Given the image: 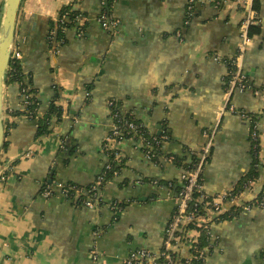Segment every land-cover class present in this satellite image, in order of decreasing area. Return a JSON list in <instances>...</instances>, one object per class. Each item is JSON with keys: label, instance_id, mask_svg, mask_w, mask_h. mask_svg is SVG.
<instances>
[{"label": "crops", "instance_id": "obj_1", "mask_svg": "<svg viewBox=\"0 0 264 264\" xmlns=\"http://www.w3.org/2000/svg\"><path fill=\"white\" fill-rule=\"evenodd\" d=\"M188 1L115 0L111 17L118 26L109 34L97 21L101 0H22L13 49L25 88L43 113L58 86L62 117L48 136L36 139V121L18 115L22 98L15 84L6 85L0 264H122L136 250L160 255L184 172L168 157L186 164V149L202 147L204 133L215 124L218 131L202 171L204 194L213 199L230 192L252 171L251 123L260 162L241 197L250 201L261 192L264 96L255 92L264 89V0L228 1L217 9L213 0H193L189 19ZM243 2L253 10L259 31L241 61L250 88L234 92L228 102L249 119L222 111L228 69L212 59L229 61L236 54ZM64 7L81 14L83 34L67 30L66 43L55 44L52 53L48 23L57 21ZM110 102L145 135L162 142L154 147L156 162L145 157L142 145L141 139L151 138H125L118 160H112L120 168L98 193L102 205L89 209L45 185L88 187L104 173L110 153L103 144L117 114ZM164 131L165 139L160 137ZM64 144L69 150L59 151ZM210 229L214 239L208 238L212 249L205 250L204 264H264V208L211 223ZM188 248L179 247L176 264H184L178 261Z\"/></svg>", "mask_w": 264, "mask_h": 264}, {"label": "built area", "instance_id": "obj_2", "mask_svg": "<svg viewBox=\"0 0 264 264\" xmlns=\"http://www.w3.org/2000/svg\"><path fill=\"white\" fill-rule=\"evenodd\" d=\"M228 1H236L239 2V0H213V3L215 5V8L225 2ZM189 5L187 7V18L189 19L192 15L193 10V0H189ZM101 7L104 5V1L101 0ZM242 7L244 9V15L242 16L241 21L239 22L238 31V43L236 45V54L232 59H230L228 62L231 65L232 69L227 72L226 79L224 80L225 83V90H224V104L222 107V111L229 112L234 115H238L244 119H249V116L239 111L238 109H235L232 105H230L229 96L232 95L234 92H243L250 88L248 85L247 79L242 72L241 68V61L244 57V54L247 50V48L252 44V37L248 35V28L251 24H254L256 22V18L254 15V12L252 9L249 8L247 3H242ZM63 19H66L63 17ZM77 23V31L78 35L83 34V20H81L80 17L76 19ZM97 21L101 28L105 31L114 30L118 26V21L112 19L111 21L108 19V16H106L105 13H99L97 16ZM12 59L19 60V53L12 49L11 54ZM11 59V60H12ZM213 61L216 62H223L225 63L223 59H221L219 56H213ZM25 89H21L19 91V96L22 98L23 105H27L29 103V98L31 95H28L25 93ZM258 95L264 96V89L255 92ZM110 105L113 106V103L110 102ZM66 117V116H65ZM251 120V117H250ZM252 134L251 137L255 140L258 135L255 130V123L252 126ZM125 131V132H124ZM218 131V124H215L211 128L207 129V131L204 133L207 141L202 147H200L198 150H196V155L198 158V162L193 170L190 171H184L180 178L179 182L182 184V189L177 193V196L175 198V212L171 216L170 221L168 222L165 231H164V240H163V251L160 253V255L155 256L151 253H149L146 250H136L132 251L128 254V256L122 261V264H176L178 259V252L179 247L183 244H188V252L186 254L185 262L184 264H190L192 260V253L191 251H195L196 248V238L199 235V232L196 229L202 228L204 229V233L208 236V238H211L212 240V234L210 229V215H219L223 212H226L228 209V206L231 205H239L241 204L240 201H237L236 197H231L229 192L224 193L222 195H219L211 201L207 200V197H205L202 189V184L199 183L200 181V175L202 174L203 168L205 166L206 158L208 157L212 142L215 134ZM136 127L132 122L122 121L117 114L113 115V121L110 128V134L105 140V143L103 144V148L105 151L109 152L110 155H113V160H118L119 152H118V146L120 143L126 138V135H137ZM142 145L145 148V157L147 159L151 158L149 147L154 146L157 147L162 140H158L156 137H151L150 140L141 139ZM30 153H27L26 156H29ZM109 166L105 167L108 169ZM105 170V169H104ZM104 173L100 174L95 182L94 186L92 187L93 191H96V187L100 185L102 179H103ZM59 193L64 196L68 197L72 192H74L76 195L82 194L81 190L73 187V186H66L64 184H56L54 186ZM193 192H197L199 196L193 200ZM51 193L50 189H46L43 193V195L47 196ZM264 193V192H263ZM98 196V192L94 193L91 196H87L84 200V207L92 209L95 207V199H93V196ZM203 202L204 207V213L202 215H196V212L194 209H191V207H195L197 203ZM227 207V208H226ZM115 208V207H113ZM254 208H264V197H261L260 200H256L255 204L253 205H245L242 209L243 213H248ZM116 210L117 207H116ZM192 223L195 226L194 230H184L183 227H185L186 224ZM211 240V241H212ZM200 257H202V260L204 261L206 256L202 255L200 253ZM95 252H92V258L95 259ZM175 259V261H174Z\"/></svg>", "mask_w": 264, "mask_h": 264}, {"label": "trees", "instance_id": "obj_3", "mask_svg": "<svg viewBox=\"0 0 264 264\" xmlns=\"http://www.w3.org/2000/svg\"><path fill=\"white\" fill-rule=\"evenodd\" d=\"M103 1H104V5H102L99 13H102V12L105 13L106 16H108V19L111 21L112 20L111 4L115 0H103ZM193 10H195V9H193ZM193 10H192V12H193ZM80 15L81 14L79 12L73 11L71 9V7H64L60 10V12L58 14L57 21H55V22L50 21L48 23L47 38H46V43H47L48 48L51 49V47H52L54 35H55L56 47L57 46L59 47V46H63L66 43L65 32L67 30L74 29L77 32V23H76L77 21H76V19ZM63 17H65L66 19H63ZM83 28H84V25H83ZM258 31H259L258 26H256L255 23L251 24L248 28V35L253 37L254 35H256L258 33ZM107 32L109 34H111L113 32V30H109ZM225 63L227 64L228 71L231 70L232 67L229 64V62L226 61ZM24 79H25V75L22 73V67H21L20 61L12 59L10 61L9 69L7 72L6 85L15 84V86L18 89V92L21 89H25L26 90L25 93L28 95H31L32 90H27L25 88V84L23 81ZM225 79H226V77L224 78V80ZM59 98H60L59 88H58V86L55 85L53 87V94H52L51 100L47 106V109L43 113H41V112L39 113V111H40L39 103H38V101H35L33 97L29 98V103L27 105L26 104L23 105V111L18 112V115H24V116H27L28 118L36 121V129H35V138L36 139H41L43 137L48 136L52 131L53 122L59 123L61 121L62 110L60 107H58L56 105V101ZM112 107H113V112L115 111L118 114V117L122 121L132 122L134 124V126L136 127V131L138 132L136 137H142V138H146V139L151 138L150 136L148 137L147 135H145V133L142 132V129H141L139 123H136V122H134V121H132L126 117H122L118 113V111L115 110L116 108L114 107V105ZM255 117L256 116H253L251 118V120H253V121L256 120ZM252 126H253V124L251 123V125H250V139H251L252 145H253L252 146L253 165L251 168L252 171L247 176H245L242 179V181L238 185H236V187H234V189H232L229 192L230 196L236 197L237 201H240L241 204L231 205L226 212H223L219 215H216L214 217V219L211 220V223L224 221V220H232L239 213H242V209L245 205H252V204L254 205L256 200H260L261 197H264V193H263L264 187L261 190V192L253 200L245 201V200H242V197H241V194L245 190L247 185L250 184L251 182H254L255 176L257 175L258 164L260 162L259 161L260 157H259V150H258V140H257V138L254 140L251 137V134L253 132ZM128 136H130V135H126L125 137L127 138ZM165 136H167L166 131H164L160 137L165 139L166 138ZM67 150H69L67 148V144H64V149H60L59 151L66 152ZM149 151H150L151 159L158 162L159 152L157 151V149H155L154 146L152 145L149 147ZM186 151L185 152H186L187 156L189 157L187 159L186 164H183L179 158L178 159L172 158V157H168V158L170 161H173L172 163H174L175 161L178 160V163L180 164L179 166L182 167L184 169V171H190V170H193L194 167L196 166V164L198 162V158H197L195 151L189 150L188 148L186 149ZM109 156H110V160H109V163L107 164V166H109V167H108V169L105 168L103 179H102L100 185H98L96 187V191L92 190L94 183H92L88 187H79L77 185L66 184V186H73V187L81 190V192H82V194H80V195H76L74 192H72L70 195H68V197H67L68 199L71 198L72 200H76V204L82 207V206H84L83 203H84V200L87 196H91L96 192L99 193V191L101 190L103 185L108 180H110L113 177L114 172H116L120 168L119 164L112 161L113 155L111 154ZM208 158H209V155L206 158L205 164L208 162ZM178 183H179V185L177 184V186H178L177 193L182 189V184L180 182H178ZM199 183L203 184L202 183V174L200 175ZM45 186H48V188H50V189L52 187H54L53 184L45 185ZM198 196H199V194L197 192H193V195H192L193 200L195 198H197ZM205 197H207V196L205 195ZM93 199H95V206L96 205H98V206L102 205L99 195L98 196L96 195L95 197L93 196ZM211 199L212 198L207 197V200L211 201ZM202 203L203 202H199L196 204L195 207H191V209L195 210L196 215H202L204 213V207H203ZM121 206H122L121 204H116V207L118 210H120ZM183 228H184V230H194L195 226L192 223H188ZM196 230L199 232V235L196 238L195 251H191L192 260H191L190 264H204L202 257H200V255H201L200 253H202V255L205 256V254H206L205 250H207V249L211 250L212 248H211V246H209V243H208L209 239H208V236L204 233V229L199 228ZM174 261H175V259H174ZM178 262L184 263L185 259H179Z\"/></svg>", "mask_w": 264, "mask_h": 264}, {"label": "water", "instance_id": "obj_4", "mask_svg": "<svg viewBox=\"0 0 264 264\" xmlns=\"http://www.w3.org/2000/svg\"><path fill=\"white\" fill-rule=\"evenodd\" d=\"M22 0H2L0 8V152L4 142V90L7 72L12 59L16 22ZM55 37L52 53L55 50Z\"/></svg>", "mask_w": 264, "mask_h": 264}, {"label": "rangeland", "instance_id": "obj_5", "mask_svg": "<svg viewBox=\"0 0 264 264\" xmlns=\"http://www.w3.org/2000/svg\"><path fill=\"white\" fill-rule=\"evenodd\" d=\"M13 49V48H12Z\"/></svg>", "mask_w": 264, "mask_h": 264}]
</instances>
